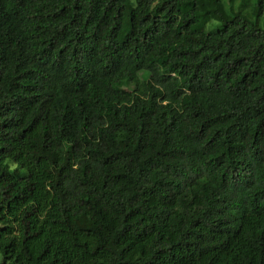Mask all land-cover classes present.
I'll use <instances>...</instances> for the list:
<instances>
[{
    "label": "trees",
    "instance_id": "trees-1",
    "mask_svg": "<svg viewBox=\"0 0 264 264\" xmlns=\"http://www.w3.org/2000/svg\"><path fill=\"white\" fill-rule=\"evenodd\" d=\"M237 1L0 0V264H264Z\"/></svg>",
    "mask_w": 264,
    "mask_h": 264
},
{
    "label": "rangeland",
    "instance_id": "rangeland-1",
    "mask_svg": "<svg viewBox=\"0 0 264 264\" xmlns=\"http://www.w3.org/2000/svg\"><path fill=\"white\" fill-rule=\"evenodd\" d=\"M247 14L252 17L257 26L264 31V0H247ZM240 0L236 2V7L239 5ZM217 25L216 22H209L205 29H213ZM1 261V257H0Z\"/></svg>",
    "mask_w": 264,
    "mask_h": 264
}]
</instances>
